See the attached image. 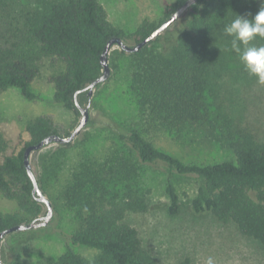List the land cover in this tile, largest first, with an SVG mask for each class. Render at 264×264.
<instances>
[{
    "label": "trees",
    "instance_id": "trees-1",
    "mask_svg": "<svg viewBox=\"0 0 264 264\" xmlns=\"http://www.w3.org/2000/svg\"><path fill=\"white\" fill-rule=\"evenodd\" d=\"M185 1L177 0L160 22L144 20L128 33L110 21L99 0H0V93L14 87L25 98L37 99L32 85L41 74L42 60L50 58L64 66L49 77L55 88L53 101L79 118L77 101L92 103L84 88L103 73L101 55L108 41L121 37L140 42ZM259 10L258 0H198L174 26L140 50L121 51L132 60L129 91L148 121L175 133L192 126L209 129L217 141L233 148L235 159L189 163L157 147L138 129L110 124L131 156L117 164L90 160L72 173L66 195L77 226L67 235L64 252L42 264H157L139 230L128 221L129 214L149 207L137 183L142 164L167 169L169 214L178 215L182 209L175 175L193 177L198 182L192 200L195 213L232 222L264 245V140L245 127L231 130L209 100L211 52L219 41L233 39L225 26L238 15L254 17ZM252 41L264 43V37ZM113 53L114 47L109 54L111 70L116 66ZM27 131L30 140L18 153L8 155L9 142L0 129V194L15 200L20 209L0 211V231L38 219L43 212L45 204L34 195L25 166L26 146L52 133H70L49 114L35 117ZM71 144L46 153L39 172L35 171L44 193L59 178L64 151ZM79 245L94 249L96 255L79 253L75 249ZM12 251L15 255L5 264H29L19 257L17 247ZM178 264L194 261L187 256Z\"/></svg>",
    "mask_w": 264,
    "mask_h": 264
},
{
    "label": "rangeland",
    "instance_id": "rangeland-1",
    "mask_svg": "<svg viewBox=\"0 0 264 264\" xmlns=\"http://www.w3.org/2000/svg\"><path fill=\"white\" fill-rule=\"evenodd\" d=\"M99 1L106 8L110 21L128 33L134 32L144 20L160 22L177 2ZM258 5L260 9L261 0H258ZM127 43L135 44L132 40ZM251 44L264 46L260 42L251 41ZM160 46L164 44L160 42ZM121 51L120 46H114L116 66L112 68L110 78L94 91L90 105V120L94 121V125L87 126L66 148L61 174L45 193L53 204L52 218L45 226L6 236L1 244L3 264L15 255L13 247L18 248L19 257L29 264L55 260L64 252L67 235L77 226L74 210L66 195L72 173L90 160L117 164L131 156L110 124L138 129L157 147L189 163L235 159L233 148L217 141L209 129L192 126L175 133L148 121L129 91L132 60ZM210 59L213 90L209 100L213 109L229 122L231 130L245 127L264 140V84L245 70L239 55L231 48V41L216 43ZM63 67L53 64L50 58L42 60L41 74L32 85L39 96L35 100L25 98L14 87L0 93V129L9 142L8 155L18 153L30 140L27 126L39 115H52L65 132H71L78 125L81 117L77 118L72 111L53 101L55 88L49 77ZM60 146L59 143H52L31 155V164L36 173L45 154L58 150ZM139 166L137 183L146 194L149 207L144 212L129 214L128 221L139 230L157 264H178L187 256L192 258L194 264H206L209 256L214 258L215 264H264V245L259 241L242 234L232 222H220L211 213L194 212L192 200L198 189L195 178L175 175L182 209L178 215H171L167 210V169L143 164ZM0 211L9 214L20 209L15 200L0 194ZM46 213L47 206L44 205L41 216ZM22 215L26 216L23 212ZM75 249L89 258L97 253L82 245L75 246Z\"/></svg>",
    "mask_w": 264,
    "mask_h": 264
},
{
    "label": "water",
    "instance_id": "water-1",
    "mask_svg": "<svg viewBox=\"0 0 264 264\" xmlns=\"http://www.w3.org/2000/svg\"><path fill=\"white\" fill-rule=\"evenodd\" d=\"M198 0H186L184 3L180 4L168 18L163 20V22L147 37L142 39L140 42L135 43L133 45L128 44L125 40L121 37H113L111 38L102 55H101V64L104 68L103 73L93 80L90 84H88L84 90H88V95L90 98L93 97L94 91L96 86L100 83H105L111 76V66L109 62V54L112 48L116 45L120 46L122 50L131 53L140 50L145 45H147L152 40H155L158 36L163 34L166 30H168L171 26H173L193 5H195ZM78 94V92H77ZM76 94V95H77ZM77 105L81 112V119L78 125L67 135H61L58 133H52L47 135L41 141L37 143H32L26 146L24 150V162L28 174L33 182V193L36 196L37 200L42 202L47 206V213L44 216L39 217L38 219H34L28 223H21L0 231V264H3L1 258V244L2 241L11 233L22 231V230H29L33 228H37L40 226H45L49 223L50 219L53 216V204L51 200L46 196V194L41 189L35 171L31 164V155L34 152L40 151L46 146L52 143H59V144H67L73 142L81 133L82 131L88 126L90 121V103L86 105H81L79 101H77Z\"/></svg>",
    "mask_w": 264,
    "mask_h": 264
},
{
    "label": "clouds",
    "instance_id": "clouds-1",
    "mask_svg": "<svg viewBox=\"0 0 264 264\" xmlns=\"http://www.w3.org/2000/svg\"><path fill=\"white\" fill-rule=\"evenodd\" d=\"M249 16L238 15L224 30L226 35L233 37L231 48L239 55L245 70L264 84V46L251 44L256 36L264 37V0H261L259 12L251 16L252 19ZM206 264H215L214 258L209 256Z\"/></svg>",
    "mask_w": 264,
    "mask_h": 264
}]
</instances>
